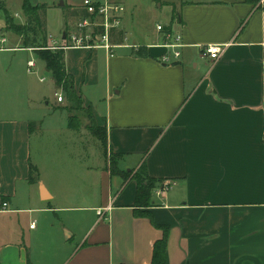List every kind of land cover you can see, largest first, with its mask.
Here are the masks:
<instances>
[{
    "label": "crops",
    "instance_id": "1",
    "mask_svg": "<svg viewBox=\"0 0 264 264\" xmlns=\"http://www.w3.org/2000/svg\"><path fill=\"white\" fill-rule=\"evenodd\" d=\"M113 1L126 6L114 47L65 50L83 107L106 129L109 156L88 128L70 127L53 77L56 99L42 104L43 73L51 72L35 50L8 32L0 44V264H150L163 237L154 221L170 226L167 264H264V0H162L157 8L166 21L156 25L182 37L178 58L157 29L143 34L138 27L125 37L129 8L141 23L154 20L151 4ZM23 2L13 12L5 1L21 23ZM45 4L64 21L51 28L48 10L49 43H62L67 25L71 30L86 14L83 0ZM0 25L5 29L1 12ZM208 44L228 47L211 63L203 56ZM143 46L148 56L137 55ZM50 103L53 115L69 112L68 121L57 114L64 126L52 130L67 137L76 163L69 157L45 170L32 162V135ZM112 153L121 155L120 169L145 164L151 177L170 183L162 193L156 188L145 208L154 221L136 215L137 182L111 173Z\"/></svg>",
    "mask_w": 264,
    "mask_h": 264
},
{
    "label": "trees",
    "instance_id": "2",
    "mask_svg": "<svg viewBox=\"0 0 264 264\" xmlns=\"http://www.w3.org/2000/svg\"><path fill=\"white\" fill-rule=\"evenodd\" d=\"M159 1V0H155ZM48 5L45 3L33 5L30 0H24L22 12L26 21L19 23L15 16L7 9L5 0H0V12L5 21V29L8 33L17 35L20 40V46L24 48H35L37 56L46 63L47 69L52 73L56 88L67 95L70 104L78 105L83 108L81 97L77 94L74 86V78L67 72L65 61V49H50L49 36L46 27V15ZM68 32V28L66 29ZM123 32H119L122 36ZM146 47L137 53L140 56H148L145 52ZM91 119V125L88 129L100 140L104 147L105 154L109 156L107 149V133L104 127L96 123L91 110L85 109ZM79 117L75 114L70 115L69 123L71 128H79ZM33 127V123L31 125ZM121 155L110 154L108 159L111 173L121 175L124 180L132 177L137 182V193L135 199V212L138 216H148L154 221L152 213L147 209L152 205L151 199L156 188L163 184V180L155 179L148 174L147 167L143 164L136 171L122 170L118 167L117 161ZM39 180L38 169L33 164L30 168V182L36 183ZM154 224L163 230V237L154 244L153 258L150 264H167V247L170 233V226L166 224Z\"/></svg>",
    "mask_w": 264,
    "mask_h": 264
},
{
    "label": "rangeland",
    "instance_id": "3",
    "mask_svg": "<svg viewBox=\"0 0 264 264\" xmlns=\"http://www.w3.org/2000/svg\"><path fill=\"white\" fill-rule=\"evenodd\" d=\"M8 1L10 3V6L13 12H16L17 8H20L18 7L20 0H8ZM56 1L57 0H32L33 3L50 2L52 4ZM61 1L62 0H60V2ZM67 1L73 5H79L82 2V0H67ZM133 2H137L139 3V5H143L144 9H147L148 6L151 4L152 7L154 8V13L156 12V14L154 15V20L149 19L150 18L149 16L147 17L144 16L142 17L143 19H141V23H137L136 16L134 15L133 11L129 8L130 12L127 15V18H128L127 24L124 28L125 30H123L125 32V37H126V32L134 33V32H137L139 28L143 34L148 33L150 29H153V30L157 29L156 24L158 21H166L164 17L166 15H164L162 11H159V8H157L158 5L163 3L162 0H159L158 2L155 0H127L126 5L131 6ZM48 10H49V18L51 22L53 23V25H50V27L55 28V30H59L64 23L61 12H59L56 8L54 9L48 8L47 13H48ZM64 12H65L64 18L67 19L69 17V13L67 10ZM24 20L25 19L23 17V21ZM16 21L21 23L20 20L18 19ZM67 28H68V25L66 29ZM9 35L13 37L12 39L13 42L18 41L19 37L17 35H14L13 33H9ZM19 42L21 43L20 39H19ZM43 75L45 76L46 80L45 82L41 84V91L46 92L47 99L44 100L42 104L46 106V103H48L49 101L54 102L56 98L54 99V90L52 87L51 73L44 71ZM56 93L63 94L64 100H65V101L63 100L64 101L63 103H67V108L69 109V111L72 114H75L79 117V122H78V125L80 126L79 128H81L82 126L88 128L91 125V119H90L89 113L83 109L84 107L79 108L78 105L70 104V102H68L67 100V95L61 90H56ZM47 106L50 108V111H49L50 115L46 117V119L44 120V123L42 124L41 121L34 122L35 123L34 132L32 135V162L34 164H40L41 166L43 165L46 166L45 170H47L48 167H51L55 162L68 160L69 157L71 159V162L75 164L76 163L74 161L75 160L74 159L75 149L72 147L71 143L67 142V137L62 135L61 132H59V130L57 131L52 130V129L62 128L64 126V122L60 119V116L57 114H60L61 112H63L64 113L63 115L66 116L65 118V121H66L69 115V112L68 110H67L68 113L61 111V112H56V115L55 114L53 115L52 111L54 109L56 110L57 108H55L52 103L48 104ZM43 109H44L43 106H41V110ZM60 110H64V109L61 108L59 109V111ZM96 139L98 138L96 137ZM26 228L28 229V225H26Z\"/></svg>",
    "mask_w": 264,
    "mask_h": 264
},
{
    "label": "built area",
    "instance_id": "4",
    "mask_svg": "<svg viewBox=\"0 0 264 264\" xmlns=\"http://www.w3.org/2000/svg\"><path fill=\"white\" fill-rule=\"evenodd\" d=\"M83 7L86 14L78 20V22L68 30L66 35V41L62 43L54 42L49 43L50 49H67L70 47H103L107 50H111L114 47L112 43V35L115 31L121 29L124 21V14L126 12V6L123 3L113 0H83ZM157 30L165 35V46L175 50L174 57L178 58L181 53L176 50L183 44L182 37L180 35L173 36L168 30H166L163 24L157 25ZM174 37L175 42H170ZM8 41L6 31L4 27L0 25V44L4 45ZM125 46H132L139 48L140 45L126 44ZM3 47V46H2ZM1 47V48H2ZM228 44H208L203 47V56L211 63H214L220 59L225 52ZM32 50L35 48H31ZM171 55H164L163 61L169 62ZM36 62L34 59L28 61V68L31 71L35 67ZM58 101L64 100L62 93H57ZM170 188L169 182H164L162 187L158 188L157 193H162ZM8 202H3V209L7 210ZM109 207L98 209L99 214H103L110 210ZM35 226L32 223L31 227Z\"/></svg>",
    "mask_w": 264,
    "mask_h": 264
}]
</instances>
